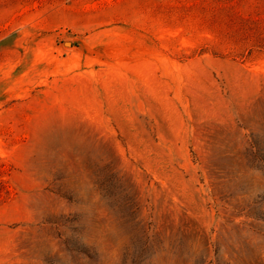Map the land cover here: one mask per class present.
Instances as JSON below:
<instances>
[{
	"label": "rangeland",
	"instance_id": "rangeland-1",
	"mask_svg": "<svg viewBox=\"0 0 264 264\" xmlns=\"http://www.w3.org/2000/svg\"><path fill=\"white\" fill-rule=\"evenodd\" d=\"M0 264H264V0H0Z\"/></svg>",
	"mask_w": 264,
	"mask_h": 264
}]
</instances>
